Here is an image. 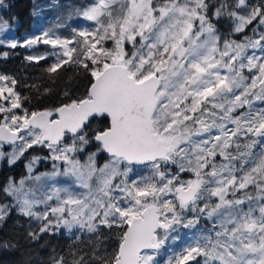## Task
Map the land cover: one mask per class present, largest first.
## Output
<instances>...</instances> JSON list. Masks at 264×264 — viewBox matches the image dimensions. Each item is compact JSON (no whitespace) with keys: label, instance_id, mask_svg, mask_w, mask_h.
<instances>
[{"label":"snow or ice","instance_id":"snow-or-ice-1","mask_svg":"<svg viewBox=\"0 0 264 264\" xmlns=\"http://www.w3.org/2000/svg\"><path fill=\"white\" fill-rule=\"evenodd\" d=\"M74 14L95 26L0 39L11 49L51 45L25 59L51 55L50 76L69 66L90 78L83 94L65 90L32 109L18 80L0 74V162L49 152L0 184V225L15 211L40 222L33 241L61 228L95 237L90 252L52 264H159L173 233L206 220L165 264H264V0H93ZM9 27L0 19V33ZM42 159L53 170L34 175Z\"/></svg>","mask_w":264,"mask_h":264},{"label":"trees","instance_id":"trees-1","mask_svg":"<svg viewBox=\"0 0 264 264\" xmlns=\"http://www.w3.org/2000/svg\"><path fill=\"white\" fill-rule=\"evenodd\" d=\"M44 0H5V8H0V19L10 20V24L14 25L18 20L22 21V24L18 27L21 35L27 34L33 30V23L35 21L33 11L40 10L44 14V20L52 26H56L61 32V37H70L73 32V27L64 13L66 7L69 4L63 0H48L49 4L47 8L44 6ZM62 2L63 7H56L54 5ZM93 0H69V3L74 5H88ZM40 9V10H39ZM74 13V11H73ZM89 25V29L94 27V22H86ZM65 24L66 28L62 25ZM24 29V31L22 30ZM76 30L83 29L81 25L75 27ZM222 32L227 34V26L221 25ZM239 38V37H233ZM9 52L8 58L0 56V74H6L13 76L18 80L17 90L22 95L30 98V103L26 106L32 109H41L45 107H51L61 102L63 92L65 90L76 95L83 94L85 88L88 85L89 77L85 75L83 70H78L73 67L65 66L58 70L59 79L55 74L49 75L45 72V69L50 63L54 62V57L48 56V59L40 61L39 65L35 62H29L25 59L28 55H36L42 53L40 46L35 48L17 47L11 49L8 46H0V52ZM54 50L50 47L48 53L50 54ZM251 51V50H250ZM247 74V70H245ZM69 77L72 79L69 80ZM24 85H28L25 87ZM35 85V87H32ZM49 88L51 92L44 93V89ZM7 149L9 148L6 146ZM47 149L33 148L29 149L25 153V157H22L16 165L9 166L6 161L0 162V184H2L8 177H13L19 180L26 176L27 168L26 164L32 156H48ZM106 159L104 154H101L97 160L98 163H103ZM44 165H40L39 168H43ZM139 172L140 175L147 176L150 169L138 166L134 169V173ZM0 196V201H2ZM39 226V222L18 215L15 211L5 221L3 225H0V264H24L25 261H30V264H52L51 257L54 255H64L67 259L71 260L69 255L71 251L83 250V252L91 251V241L95 239L92 234L84 231L74 230L75 235L69 234L67 230L60 229L55 233H45L41 235L39 241L31 240L27 233L29 230H34ZM210 223L206 220H201L195 228H183L180 227L177 233H173L176 237L175 240L171 239L160 250V254L157 256L159 264H165L167 259L174 253H178L183 247H186L193 241L199 231L203 228L210 227ZM79 239H76V237ZM7 243L8 247L4 244ZM114 237L109 240H105L104 247L111 250L114 247ZM87 259V257H86Z\"/></svg>","mask_w":264,"mask_h":264},{"label":"rangeland","instance_id":"rangeland-1","mask_svg":"<svg viewBox=\"0 0 264 264\" xmlns=\"http://www.w3.org/2000/svg\"><path fill=\"white\" fill-rule=\"evenodd\" d=\"M63 1L67 2L66 4H69L66 7L67 12H65L64 15L67 18H69V21H70L73 29H75V27L78 25H81V27H83V28H88L89 25L86 22L92 23V21H88L85 18H83L82 16H77L73 13L74 9L80 8L81 5H74L72 3H69V0H63ZM42 2H44V6L42 8L46 9L47 5L49 4V1L44 0ZM63 5L64 4L62 2H59L58 4L54 5V8H55V6L60 8V7H63ZM33 14H34V18H35V21L33 23V25H34L33 30H31L30 32H27V34L21 35V32L18 30V27L22 24V21L18 20L17 23H15L14 25L10 24L9 30L7 32L0 33V39H5L6 41L15 40V41H18L20 43H23L24 41L31 39L35 36L42 35L45 31H49V30H51V33L58 35V36H61L60 30H58L56 28V26H52V25L48 24L46 22V20L43 19L44 14L41 10L39 12H37V10H34ZM62 26L64 28H66L65 24H63ZM91 28H93V27L91 26ZM22 30L24 31V29H22ZM5 45L8 46L7 43L0 44V46H5ZM38 46H40L42 48V53H48L49 48L50 47L52 48L51 45H44V44H38V45L31 46V47L35 48ZM27 48H30V47H27ZM6 149H7V147H6ZM7 150H10V147ZM52 164H53V161H51L50 159L49 160H43V159L40 160L37 164L34 165L33 174L37 175V174H41V173L51 172L53 170ZM40 165H44V167L40 169L39 168ZM28 175L29 174H28V170H27L26 176H28ZM55 182H56L57 186L63 187V186H67V184L70 181L66 177H57ZM49 183H53V182L50 181ZM77 190H79V189H77ZM39 210L43 211L44 206L41 205L39 207ZM37 222H39V221H37ZM61 229H63V228H61Z\"/></svg>","mask_w":264,"mask_h":264}]
</instances>
